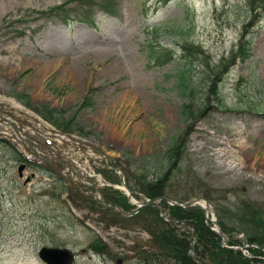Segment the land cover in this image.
<instances>
[{
	"label": "rangeland",
	"instance_id": "1",
	"mask_svg": "<svg viewBox=\"0 0 264 264\" xmlns=\"http://www.w3.org/2000/svg\"><path fill=\"white\" fill-rule=\"evenodd\" d=\"M105 1L116 16L97 8L102 0H0V102L21 106V112L11 111L14 117L29 112L54 130L31 108L74 119L69 135L81 145L52 144L84 170L88 181L79 186L92 203L112 192L124 197L120 172L137 199L132 197L143 202L144 185L163 152L183 135L185 149L166 196L206 198L215 217L244 212V204L264 213V15L254 29L251 57L225 62L254 15L249 0ZM185 45L204 55L187 56ZM156 46L173 61L149 62ZM221 63L226 67L212 75ZM184 67L194 88L188 118L180 113L186 101L177 88ZM83 99L90 105L81 107ZM13 129L0 117V264H45L37 255L42 247L71 250L73 264H147L140 252L160 248L152 216L142 209L134 219L114 221L71 204L45 170L26 165L19 178L22 162L3 141L30 151ZM99 241L106 250L94 247Z\"/></svg>",
	"mask_w": 264,
	"mask_h": 264
},
{
	"label": "trees",
	"instance_id": "2",
	"mask_svg": "<svg viewBox=\"0 0 264 264\" xmlns=\"http://www.w3.org/2000/svg\"><path fill=\"white\" fill-rule=\"evenodd\" d=\"M85 1V0H84ZM93 2V0H92ZM250 5L253 3V17L249 18V22L244 24L243 31L240 35V41L232 50L228 62L238 60L244 63L250 57L252 33L255 20L264 12V0H249ZM252 2V3H251ZM104 12L113 14L114 6L105 0L98 5ZM149 51L148 59L159 62L162 58L161 65L172 60L169 52L162 49L161 51L155 47ZM187 56L193 53L204 55V51L194 45L183 46ZM229 61V62H230ZM226 64L221 63L216 70L212 71V75L216 76ZM190 69L184 67L178 72L177 79L179 94L185 99L186 103L181 106L180 113L185 118L192 117L193 114L188 112L189 104L194 88L192 80L189 76ZM213 78H210V88L213 89L215 97L218 99L217 89L214 91L212 86ZM27 105V104H26ZM90 105L86 99H83L81 107ZM29 106V105H28ZM32 110H35L32 108ZM36 111V110H35ZM201 108L196 112L200 113ZM38 112V111H37ZM44 113L46 115H44ZM44 113L39 114L55 127L63 132L72 133L74 130V119L64 120L60 117L59 112L44 109ZM57 117V118H56ZM185 149V140L183 135H179L165 152L162 154L163 162L156 170L154 176H151L144 186L146 197L154 199L165 196V186L169 180V176L180 162ZM109 200L113 204H118L125 209L129 208L126 198L119 193L113 192L109 195ZM166 221L159 216L158 210L154 207H146L142 211L151 215V222L154 228L152 235L158 236V250L141 251L140 260L144 263L156 264H264V253L260 249L248 248L247 255L240 250L224 248L221 244L219 236L212 232L205 223L203 210L200 207H190L181 209L169 206L162 201L160 204ZM244 212H216L217 222L219 223L224 234L230 239L231 246H243L244 241L234 239L235 236L243 233L248 244H258L264 246V217L263 212H257V208L250 204L243 205ZM139 212L137 215H140ZM136 215V216H137ZM135 216V217H136ZM134 219V218H133ZM152 229V228H150ZM97 250H106L104 244L100 241L94 245Z\"/></svg>",
	"mask_w": 264,
	"mask_h": 264
},
{
	"label": "water",
	"instance_id": "3",
	"mask_svg": "<svg viewBox=\"0 0 264 264\" xmlns=\"http://www.w3.org/2000/svg\"><path fill=\"white\" fill-rule=\"evenodd\" d=\"M24 169V166H20L19 167V174H21V171ZM58 176H60V178H62V180H64L66 183H70V181L65 180L60 173H57ZM69 194L71 195L72 190L69 188L68 190ZM162 198H158L156 200H148L145 203L139 205L136 207V209L131 212V213H127L125 212L122 208L118 207V206H113L112 208L116 209L119 214L121 216L124 217H130L133 216L134 214H136L141 208L146 207V206H156V201L161 200ZM166 200L168 202H171V204L173 206L176 207H180V208H187V207H191V206H195V205H199L200 202L204 203V217L206 220H209L211 222V224H213L214 226H216V229L213 230L221 239V242L223 244L228 243V239L226 238V236L224 235V233L222 232L220 226L218 225V223L216 222L215 219H208L207 217V209L209 207V203L207 200H205L204 198H195L192 199L188 202H174L170 199ZM262 251H264V249H262ZM38 256L40 258L41 261H43L46 264H72L73 262V255L72 253L67 250V249H57V248H47V247H43L40 249Z\"/></svg>",
	"mask_w": 264,
	"mask_h": 264
},
{
	"label": "bare ground",
	"instance_id": "4",
	"mask_svg": "<svg viewBox=\"0 0 264 264\" xmlns=\"http://www.w3.org/2000/svg\"><path fill=\"white\" fill-rule=\"evenodd\" d=\"M12 111L14 112H20L22 110L21 106L17 105V104H12ZM23 115L26 117L27 122L31 123V125H33L32 127H34L36 130L41 131L44 135H47L48 137H52L55 138L57 141L59 142H64V139H66L64 136L63 137H55V135H53V128L51 126H49L48 124H46L45 122H43L42 120H40L38 117L34 116L33 114H30L29 112H23ZM111 135H115L114 130H110ZM72 143V141H71ZM73 144H76L73 142ZM224 153H228L226 150H224ZM223 154H219V156L221 157ZM264 160V159H262ZM261 165L262 167H264V161H262ZM79 171L82 173L83 170L79 169ZM201 204L204 205V203L200 202ZM209 212V210L207 211Z\"/></svg>",
	"mask_w": 264,
	"mask_h": 264
},
{
	"label": "flooded vegetation",
	"instance_id": "5",
	"mask_svg": "<svg viewBox=\"0 0 264 264\" xmlns=\"http://www.w3.org/2000/svg\"><path fill=\"white\" fill-rule=\"evenodd\" d=\"M82 202H83V201H82ZM81 204H82V203H78L77 205H78V206H81ZM95 209H98V208L95 207Z\"/></svg>",
	"mask_w": 264,
	"mask_h": 264
}]
</instances>
